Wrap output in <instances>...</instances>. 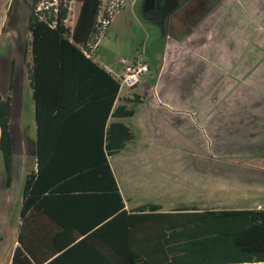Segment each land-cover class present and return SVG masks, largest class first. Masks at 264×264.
<instances>
[{
	"label": "crops",
	"instance_id": "obj_1",
	"mask_svg": "<svg viewBox=\"0 0 264 264\" xmlns=\"http://www.w3.org/2000/svg\"><path fill=\"white\" fill-rule=\"evenodd\" d=\"M254 4V15H246V0H222L195 25L182 21L178 27L174 25L171 30L163 31V39L156 43L163 47L158 54V69L149 64L150 58L139 57L138 53L145 52L143 46L135 47L136 58L150 68L151 81L131 90L139 98L133 102L135 113L129 118L132 129L137 132L136 138L109 158L127 211L140 206L135 203L138 200L159 204L163 212L171 211L154 200L156 190L178 192L173 199H180L181 203L175 208L198 207L194 202L184 201L190 196L202 201L203 177L216 181L211 190L227 193L228 188L218 189L222 183L219 181L234 184L236 180L239 189L235 191L240 193L234 205L237 208L225 205L227 208L206 209H264V166L247 162L264 154V1ZM28 15L25 0H0V98L10 102L12 137L8 167L0 153V264H11L13 253L20 246L18 238L22 228L25 240L38 249L51 247L56 232L73 227L68 218L70 223L77 221L75 218L81 223L83 217L107 211V197L101 192L44 193L49 197L35 203V209L27 210L21 217L25 179L37 171L36 105L28 80L30 59L32 64ZM101 88L108 93L111 85L103 83ZM147 88L156 95L145 97ZM209 89L213 99L203 107L200 93ZM123 91L119 89L112 110L124 103ZM186 92L195 93L193 101L183 96ZM99 99L97 104L104 107L108 98ZM188 101L196 116L195 123L188 114V118L177 114L179 104ZM31 117L28 138L21 121ZM156 144L173 146L180 152L191 151V155L166 165L164 160L156 161L150 154ZM207 148L215 157H204L203 151ZM126 156L136 159H126ZM165 166L175 170L166 172ZM161 167L163 173L161 170L159 173L166 172L168 181L158 187L153 178L155 168ZM136 173L140 177H135ZM149 173L151 181L141 180L148 178Z\"/></svg>",
	"mask_w": 264,
	"mask_h": 264
},
{
	"label": "trees",
	"instance_id": "obj_2",
	"mask_svg": "<svg viewBox=\"0 0 264 264\" xmlns=\"http://www.w3.org/2000/svg\"><path fill=\"white\" fill-rule=\"evenodd\" d=\"M25 1L35 9L40 0ZM77 2L72 29L64 24L67 10L61 5L45 11L46 18L34 10L28 15L37 171L25 179L21 217L49 197L44 193L101 192L107 211L83 217V224L68 218L73 227L56 232L51 247L38 249L25 240L22 228L11 264L264 263V209L181 206L163 212L153 203L125 209L109 158L136 138L120 120L134 115L127 103L139 98L124 99L112 110L119 82L83 53L96 42L101 2ZM103 83L111 85L108 93ZM104 96L108 99L102 107L96 101ZM9 120L10 102L0 98V153L7 167L12 155Z\"/></svg>",
	"mask_w": 264,
	"mask_h": 264
},
{
	"label": "rangeland",
	"instance_id": "obj_3",
	"mask_svg": "<svg viewBox=\"0 0 264 264\" xmlns=\"http://www.w3.org/2000/svg\"><path fill=\"white\" fill-rule=\"evenodd\" d=\"M109 1L110 0H100L101 2V8L99 12V18L98 19H107L108 13H107V8L109 6ZM135 0H125V4L122 5L121 7L114 8L113 9V16L111 17L112 20L111 22L105 26V28H101V24H99V31L98 34L96 35L97 38L100 39L101 36V41L99 45L96 47L94 50V55L93 58L96 61H103L104 63H107L110 66L115 65V61L118 58H125L127 60H134L136 59V51L135 47L138 45H141L145 48V52L143 53H138L139 57L146 59L147 57L150 58L149 64L158 69V66L160 64V56L158 54H161L163 51L162 45L156 44L157 42L161 41L163 39V31L160 27L153 25V24H148L144 23L142 20H140V15H139V6L137 3L134 2ZM182 4L180 9L177 12V15H173L172 18L174 21H176V26L178 27V23L182 22L186 23V25H195L196 21H199L201 18H204L207 16V14L216 6L220 1L222 0H186V5L185 0H179ZM259 1H264V0H246V15H254V8L252 5H255L254 2H259ZM32 1H29L31 3ZM133 2V6H132ZM249 2V3H247ZM185 3V4H184ZM55 4L61 5L64 9L67 10L66 18L64 21V24L66 27H69L72 29L74 27V24L76 22L77 16H78V11L80 4L77 2V0H40L36 6L35 9H32V6L27 7V14H29L31 11L34 10L35 13H43L41 17L46 18L47 13L45 11H49L50 7H55ZM176 4L174 0H170L166 3V9L169 11L173 9ZM31 5V4H30ZM186 5V6H185ZM107 14V17H104V14ZM25 16V15H24ZM22 25V24H21ZM182 35V34H181ZM176 37V36H175ZM177 38V37H176ZM142 48V47H141ZM141 50V49H140ZM140 52V51H139ZM138 58V57H137ZM147 58V59H148ZM159 60V61H158ZM31 65V59L28 64V66ZM118 65V70H122L121 65ZM151 79L149 75H146L142 77L140 81V85H143L144 82H150ZM26 91V95H28V90ZM145 97H150L153 95H156L152 89L147 88L144 91ZM210 89L207 91H204L202 94L200 93L201 98L204 101L203 107H207L210 103L211 100L213 99V93H211ZM136 96V91H126L124 90L122 93V97L124 99L130 98ZM183 96H188L190 101L194 99L195 93L192 92H186L183 93ZM144 97V98H145ZM185 98H181L183 100ZM181 102V101H180ZM168 106V105H167ZM128 108H135V104L133 102L127 103ZM170 107V106H168ZM171 108V107H170ZM178 108H180V113L178 112L180 116H188L192 117V122L195 123L196 116L194 115V110L193 107L189 104V101L185 103H180ZM175 110V109H174ZM26 117V116H25ZM30 117V115H29ZM24 118L21 122L23 123L24 127V134L25 137L27 136L29 138V130L32 129V119ZM194 119V120H193ZM121 122L124 124L128 125L131 127L132 123L129 118L126 119H121ZM135 133H137L135 131ZM24 137V136H23ZM24 137V138H25ZM20 139L22 140V137L19 139L17 138V144L16 146L18 147L19 143L21 142ZM204 143L207 141V137L205 134L203 135ZM28 142V139L27 141ZM132 142H129L128 145H130ZM156 147L154 148V151L151 150V153L154 160L160 161L164 160L166 165H168L167 162L175 160L177 158H184L185 155L186 157H190L191 151H186V152H180L178 151L177 148L173 146H165V145H155ZM152 148V147H151ZM203 151L204 157L205 158H213L215 155L210 152V150ZM191 150V149H190ZM126 159H136V157H131V156H126ZM142 158V157H141ZM249 164H252L254 166H264V154L261 153L258 155V157L250 159L247 161ZM162 165V164H161ZM150 170V169H149ZM163 170L161 167L160 169L155 168V174H154V182L158 187H162L161 183H164L165 181H168V175L166 172L167 171H173L175 169L169 168L165 166L163 175H161L159 172ZM163 173V171H162ZM137 173L135 174V177H138ZM140 177V176H139ZM144 179L141 180H149L151 181V173H149ZM216 181L211 180L210 178H205L203 177L202 183L204 185V191L202 193L201 199L202 201L200 202L197 200H194L193 197H187L184 202L189 203V202H194L197 204L198 207L206 209V208H227V205H230L228 208H237L234 207L236 205L237 201V195H240V193H237L235 189H239V183L238 181L235 180V183L232 184L230 182L226 181H219L222 182L219 184V188H228L230 191L227 193L225 190H219V191H214L211 189H214V185ZM15 184V182H14ZM212 187V188H211ZM234 189V192L232 191ZM1 190V186H0ZM169 191V190H168ZM178 195L176 193H170L164 191H159L156 190L155 192V198L157 202H161L164 204V208L167 210H171L175 208V206L180 205V199L176 200L173 199ZM153 198V197H151ZM1 203L2 200L0 198V209L1 208ZM135 203L143 204V201H135ZM147 203V202H146ZM226 205V206H225ZM224 206V207H221ZM246 208V207H245Z\"/></svg>",
	"mask_w": 264,
	"mask_h": 264
},
{
	"label": "built area",
	"instance_id": "obj_4",
	"mask_svg": "<svg viewBox=\"0 0 264 264\" xmlns=\"http://www.w3.org/2000/svg\"><path fill=\"white\" fill-rule=\"evenodd\" d=\"M125 4V0H110L109 6L107 8L108 17L107 19H98V23L101 24V28H105L108 25L113 16V9L121 7ZM57 5L55 4V8ZM56 12V9L54 10ZM99 29V27H98ZM96 37L95 43H88V48L83 49V53L87 58H93L94 50L99 45L101 41ZM99 65L110 75H112L119 82V89L131 91L134 87L140 84L142 77L150 74L149 66L140 58H136L134 60H127L125 58H118L115 61V65L110 66L103 61H98ZM121 65L122 70H118V65Z\"/></svg>",
	"mask_w": 264,
	"mask_h": 264
},
{
	"label": "flooded vegetation",
	"instance_id": "obj_5",
	"mask_svg": "<svg viewBox=\"0 0 264 264\" xmlns=\"http://www.w3.org/2000/svg\"><path fill=\"white\" fill-rule=\"evenodd\" d=\"M168 1L170 0H135L134 2L139 6L140 20L144 23L156 25L162 31H169L176 24L172 16L177 15L182 4L179 0H174L176 3L174 4L175 7L168 11L166 9Z\"/></svg>",
	"mask_w": 264,
	"mask_h": 264
},
{
	"label": "water",
	"instance_id": "obj_6",
	"mask_svg": "<svg viewBox=\"0 0 264 264\" xmlns=\"http://www.w3.org/2000/svg\"><path fill=\"white\" fill-rule=\"evenodd\" d=\"M253 264H264V263H253Z\"/></svg>",
	"mask_w": 264,
	"mask_h": 264
}]
</instances>
